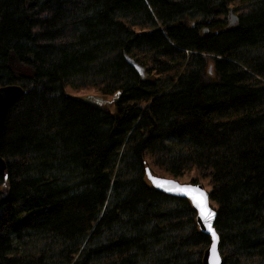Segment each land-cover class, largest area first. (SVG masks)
Here are the masks:
<instances>
[{"label":"trees","instance_id":"obj_1","mask_svg":"<svg viewBox=\"0 0 264 264\" xmlns=\"http://www.w3.org/2000/svg\"><path fill=\"white\" fill-rule=\"evenodd\" d=\"M6 84L0 264H202L146 168L208 187L223 264H264V0H0Z\"/></svg>","mask_w":264,"mask_h":264},{"label":"water","instance_id":"obj_2","mask_svg":"<svg viewBox=\"0 0 264 264\" xmlns=\"http://www.w3.org/2000/svg\"><path fill=\"white\" fill-rule=\"evenodd\" d=\"M228 17L230 21H233L232 10L229 9ZM210 72V68H209ZM25 94V89L20 85L16 84H6L0 86V135L3 129L4 119L6 117L7 111L11 106H13L23 95ZM6 168L5 160L0 156V173L4 172ZM146 176L152 187L164 192L173 197L185 198L190 201L194 210L196 211V223L198 224L200 230L210 237V244L204 250L202 255V264H223V259L220 253V243L218 238V233L214 227V221L216 217V211L210 205L209 193L206 191L201 183H180L179 181L172 178H164L154 175L146 168ZM201 193L206 197V204L209 211L213 212L215 215L211 221H207L201 214L200 202ZM209 223L212 225V231L216 233V240H213L212 232L209 231ZM215 243V252H213V244Z\"/></svg>","mask_w":264,"mask_h":264},{"label":"rangeland","instance_id":"obj_3","mask_svg":"<svg viewBox=\"0 0 264 264\" xmlns=\"http://www.w3.org/2000/svg\"><path fill=\"white\" fill-rule=\"evenodd\" d=\"M232 10V20L234 19L235 17V14H236V11H233V9L231 8ZM229 20L230 17H228ZM66 92L68 94H70L71 96L73 97H76V98H79V99H82L84 101H87L97 107H100L101 109L105 110V111H109V112H113L114 111V100H113V96L112 95H103V94H100L98 91L92 89V88H89V89H80V88H77V89H74V88H71L69 86L66 87ZM155 175V174H154ZM156 175L157 176H160V177H164V178H172V179H175L177 181H179L180 183H186L190 180V178L193 176L192 173H187L185 175H183L182 177H177V178H173V177H170L166 174H163V172H156ZM203 185V184H202ZM204 188L206 189V191H208V187L203 185Z\"/></svg>","mask_w":264,"mask_h":264},{"label":"snow or ice","instance_id":"obj_4","mask_svg":"<svg viewBox=\"0 0 264 264\" xmlns=\"http://www.w3.org/2000/svg\"><path fill=\"white\" fill-rule=\"evenodd\" d=\"M201 202H200V211L202 216L204 217L205 220L207 221H211L213 219V216L215 215L213 212L209 211L207 204H206V200L207 197L201 193ZM209 231L212 232V237L213 240H216V233L214 231H212V225L209 223ZM215 243L213 244V252H215Z\"/></svg>","mask_w":264,"mask_h":264}]
</instances>
